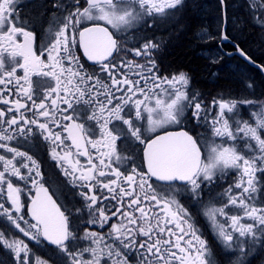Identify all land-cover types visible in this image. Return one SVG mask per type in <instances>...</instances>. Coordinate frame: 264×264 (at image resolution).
<instances>
[{"label": "snow or ice", "instance_id": "6c2138e0", "mask_svg": "<svg viewBox=\"0 0 264 264\" xmlns=\"http://www.w3.org/2000/svg\"><path fill=\"white\" fill-rule=\"evenodd\" d=\"M182 5L57 2L39 40L0 0V264H216L200 214L224 253L264 246V99L249 80L205 102L161 72L144 30ZM249 8L264 28V0Z\"/></svg>", "mask_w": 264, "mask_h": 264}, {"label": "flooded vegetation", "instance_id": "af4514ba", "mask_svg": "<svg viewBox=\"0 0 264 264\" xmlns=\"http://www.w3.org/2000/svg\"><path fill=\"white\" fill-rule=\"evenodd\" d=\"M218 1L221 4V0ZM57 2L71 5L72 0H20L19 15L24 19L28 27L35 30L39 40L46 38V29L56 20L59 11H63V9L58 11L53 7V4ZM214 2L217 1L183 0V5L178 10H172L174 15L158 18L153 27L144 30L147 37L154 39L159 44V48L155 52V58L161 72L169 76L180 72L187 74L190 78V90L199 93L205 102H210L213 97L219 95L234 98V86L240 77L255 81L256 87L258 85L256 80L260 77L263 80L260 82L262 87H257L256 93L259 97L258 99H264V74L243 60L236 50L237 46H239L256 63L264 64V28H261L250 15V12L254 11V9L249 8L251 0L244 1V21L243 24L238 25L241 27V31L243 30L241 36L236 33L234 35L231 31L229 2L225 0L228 19L226 34L229 36L227 41L222 39L224 29V9L222 4L223 26L221 32L214 25L211 17L213 12L211 5ZM187 13L189 18L200 22V25L190 33L194 38L188 40L194 47L195 57H200L204 61L203 66L199 65L200 68L197 69L171 65L174 49L183 45L185 36L189 31L190 23L188 25L185 24V15ZM253 43H255V47L252 46ZM198 131H202V129ZM33 151L44 161L42 168L48 176L52 177L54 181L63 180V177L59 175L58 169L52 167L53 162L46 158L43 148H33ZM220 183L227 186V181H221ZM53 187H56V184H53ZM220 191H222V188L217 187L213 195ZM63 199L64 197H61V200ZM190 207L193 214L196 215V206L192 205ZM196 219L197 225L203 237L208 241L209 247L212 248L215 258L219 257L221 259V255L224 252L218 247L217 239L210 226L208 228L209 222L202 214L196 215ZM24 239L30 246H33L34 242L27 241V238ZM41 250L43 251V248ZM2 255L0 253V256Z\"/></svg>", "mask_w": 264, "mask_h": 264}, {"label": "rangeland", "instance_id": "374dc122", "mask_svg": "<svg viewBox=\"0 0 264 264\" xmlns=\"http://www.w3.org/2000/svg\"><path fill=\"white\" fill-rule=\"evenodd\" d=\"M244 1L245 0H228L229 2V9H230V24H231V31L235 35H242L239 31L241 30V27H239V24H243V17H244ZM219 3L214 2L211 5L212 12V19L214 22V25L217 26L219 32H221L222 26H223V19H222V11L219 8ZM221 34V33H220ZM249 81L245 77H240L237 81V84H235L234 88V98L235 97H245L249 96V93L253 90L246 89L245 88V82ZM255 95L249 98H256L257 96V87L254 90ZM259 106L257 105L258 110ZM241 114L244 116L245 119H249V112L247 110V106L242 107ZM212 229V232H214L212 226L210 223H208V228ZM215 258V256H214ZM222 264H264V246L257 245L251 252H249L246 256L240 257V253L237 252H228L221 255ZM221 259L218 257L215 258L216 264H221Z\"/></svg>", "mask_w": 264, "mask_h": 264}, {"label": "trees", "instance_id": "16d2710c", "mask_svg": "<svg viewBox=\"0 0 264 264\" xmlns=\"http://www.w3.org/2000/svg\"><path fill=\"white\" fill-rule=\"evenodd\" d=\"M218 3L219 1L216 0ZM219 8L222 11V6L219 3ZM185 24H189V31L188 34L185 36V41H183V45L177 47L174 49V53L171 57V65H178V66H186V67H191L194 69L200 68V66H203V59L200 57H195V51L194 47L192 46L191 42H188L189 39H193L192 34H190L194 28H196L198 25H200V22L195 21L192 18H189V14L187 13L185 15ZM244 21V19H243ZM240 33L243 32V30L239 31ZM253 47H255V43L252 44ZM200 65V66H199ZM257 87L261 88L262 85H260V82L263 80L259 77L257 80Z\"/></svg>", "mask_w": 264, "mask_h": 264}, {"label": "water", "instance_id": "95a60500", "mask_svg": "<svg viewBox=\"0 0 264 264\" xmlns=\"http://www.w3.org/2000/svg\"><path fill=\"white\" fill-rule=\"evenodd\" d=\"M223 9H224V29H223V34H225L226 33V31H227V26H228V19H227V14H226V10H227V6H226V2H225V0H224V2H223ZM238 53V55H239V52H237ZM240 56V55H239ZM241 57V56H240ZM243 60H245L243 57H241ZM246 61V60H245ZM246 62H248V61H246ZM249 64H251L252 66H254L255 68H257L258 69V67L256 66V65H259L258 63H256V64H252V63H250V62H248ZM263 74H264V72H262Z\"/></svg>", "mask_w": 264, "mask_h": 264}, {"label": "bare ground", "instance_id": "6f19581e", "mask_svg": "<svg viewBox=\"0 0 264 264\" xmlns=\"http://www.w3.org/2000/svg\"><path fill=\"white\" fill-rule=\"evenodd\" d=\"M204 51V50H203ZM202 53H204V52H202Z\"/></svg>", "mask_w": 264, "mask_h": 264}]
</instances>
